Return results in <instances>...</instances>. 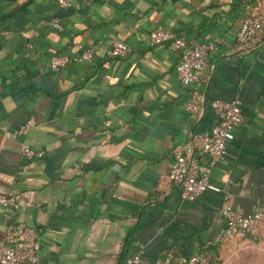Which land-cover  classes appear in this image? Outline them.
Listing matches in <instances>:
<instances>
[{
  "label": "crops",
  "instance_id": "1",
  "mask_svg": "<svg viewBox=\"0 0 264 264\" xmlns=\"http://www.w3.org/2000/svg\"><path fill=\"white\" fill-rule=\"evenodd\" d=\"M258 9L264 0H0V195L14 202L0 206V242L21 223L38 234L37 264H124L138 252L264 264V227L220 243L224 207L264 211V27L236 40ZM159 27L215 45L199 83L182 85L179 54L150 46ZM116 42L124 58L107 54ZM53 56L70 62L54 71ZM216 99L238 101L242 123L211 171L215 189L183 202L168 171L178 153L208 166L197 140Z\"/></svg>",
  "mask_w": 264,
  "mask_h": 264
},
{
  "label": "built area",
  "instance_id": "2",
  "mask_svg": "<svg viewBox=\"0 0 264 264\" xmlns=\"http://www.w3.org/2000/svg\"><path fill=\"white\" fill-rule=\"evenodd\" d=\"M92 1V0H86ZM60 8L70 7L72 0H55ZM262 10H255L252 14L245 15L240 23L236 40L241 45L249 44L252 39L260 34L264 27ZM54 26L58 28L57 24ZM150 46L167 45L168 49L180 56L176 67V76L184 86L194 85L200 82L201 73L208 66V57L215 49L213 43L190 45L184 38L174 35L165 28H157L149 35ZM129 52L126 44L116 42L107 54L114 58H124ZM93 50L83 51L80 55L82 61H91ZM70 62L68 56H53L49 61V67L58 71L66 67ZM199 99L193 96L187 110L195 113L199 110ZM209 108L214 116L215 124L197 140L198 148L208 155L209 164L201 170L198 160L193 157H184L178 153L169 168L168 178L180 188V199L183 202H194L203 193L215 189L210 184V174L213 167L223 160L227 145L233 139L234 131L242 123V110L236 100H212ZM29 126L20 129L19 133L28 130ZM27 157H40L28 148L23 150ZM0 206L8 208L14 206V202L7 196L0 195ZM221 215L225 222V230L220 237V243L227 242L234 237L243 238L257 229L264 227V211L242 215L226 206ZM40 243L37 232L21 223L9 224L0 242V264H37L39 261ZM207 264V259L197 256L180 257L166 256L150 260L141 252L128 256L124 264Z\"/></svg>",
  "mask_w": 264,
  "mask_h": 264
},
{
  "label": "rangeland",
  "instance_id": "3",
  "mask_svg": "<svg viewBox=\"0 0 264 264\" xmlns=\"http://www.w3.org/2000/svg\"><path fill=\"white\" fill-rule=\"evenodd\" d=\"M238 253V256H234L231 260L224 262L220 259H213L210 264H261L258 257H252V255Z\"/></svg>",
  "mask_w": 264,
  "mask_h": 264
},
{
  "label": "trees",
  "instance_id": "4",
  "mask_svg": "<svg viewBox=\"0 0 264 264\" xmlns=\"http://www.w3.org/2000/svg\"><path fill=\"white\" fill-rule=\"evenodd\" d=\"M202 258H206V257L205 256H202ZM197 264H199V263H197ZM207 264H210V259H207Z\"/></svg>",
  "mask_w": 264,
  "mask_h": 264
}]
</instances>
